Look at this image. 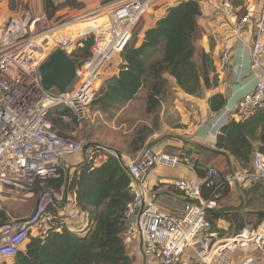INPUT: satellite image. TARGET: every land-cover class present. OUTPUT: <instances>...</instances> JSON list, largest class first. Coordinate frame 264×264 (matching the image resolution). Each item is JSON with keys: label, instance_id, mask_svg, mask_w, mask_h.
I'll return each mask as SVG.
<instances>
[{"label": "built area", "instance_id": "1", "mask_svg": "<svg viewBox=\"0 0 264 264\" xmlns=\"http://www.w3.org/2000/svg\"><path fill=\"white\" fill-rule=\"evenodd\" d=\"M159 1L111 0L60 24H54L44 12L23 10L0 26V215L8 199L36 200L29 216L0 223V259H13L30 237L44 238L63 229L84 236L92 226L89 214L81 210L70 189V181L79 166L90 171L99 168L107 149L62 137L49 118L55 108L67 109L77 123L87 118L103 86V72L122 55L142 18ZM216 12L236 35L248 33L251 37L250 69L256 84L237 103L235 117L243 120L264 109V0H244L240 7L221 0ZM89 39L93 43L83 58L76 52L77 45ZM56 50L76 65L65 93L45 90L41 84L39 69ZM231 51L224 42L220 68L229 66ZM74 156H80V162L69 166L65 160ZM187 163L176 154L147 147L128 165L133 198L127 205L126 240L134 241L137 236L140 243L142 239L146 262L153 264H264V217L255 227H244L230 237L222 238L215 231L209 214L218 207L223 187L216 184L215 168L204 173L205 187L211 190L209 198L203 197L196 179L180 178L173 182L182 198L178 211L159 206L160 196L146 186L149 172L155 167ZM251 169L227 177L225 182L246 186L264 181L262 153L254 152ZM61 177L59 188L47 187L49 181Z\"/></svg>", "mask_w": 264, "mask_h": 264}, {"label": "trees", "instance_id": "2", "mask_svg": "<svg viewBox=\"0 0 264 264\" xmlns=\"http://www.w3.org/2000/svg\"><path fill=\"white\" fill-rule=\"evenodd\" d=\"M42 4L49 19L63 8L83 7L73 0H66L62 4L42 0ZM200 15L199 5L194 0L182 1L169 8L163 18L145 31L138 46L133 45L132 41L126 47L121 55L118 75L103 83L93 104L107 113L117 105L130 102L144 89L147 91L146 113H157L162 98L170 89L169 78L185 94L200 96L203 87H210L208 74L212 64L205 53L200 55V63L194 60L195 40L199 36L197 19ZM92 43V39L78 43L80 52L76 51L77 54L86 58ZM224 105V100L218 96L210 101L211 111H219ZM66 114H70L67 109L58 112V118H53L51 122L62 137L61 116ZM261 118L254 115L225 125L217 136L216 150L213 151L226 153L246 169L255 152L253 141L261 143L258 152L264 155V118ZM156 119L157 116L154 117ZM146 132L145 128L136 132V145L143 144ZM199 176L204 177L202 173ZM130 180L128 169L117 156H108L99 168L92 171L87 166H79L71 176L70 189L76 193L81 210L89 214L92 226L88 232L78 236L63 229L61 233H48L44 238L30 237L24 251L18 252L10 264H133L123 239L127 205L133 198L129 189ZM62 182V177L51 180L47 187L59 188ZM201 188L203 197L209 198L211 190L205 187L204 181ZM236 215L234 212L231 214ZM226 216V212H218L211 220L213 222ZM263 217L264 214H261L259 222ZM241 229L237 227L234 234ZM0 264L9 263L1 259Z\"/></svg>", "mask_w": 264, "mask_h": 264}, {"label": "crops", "instance_id": "3", "mask_svg": "<svg viewBox=\"0 0 264 264\" xmlns=\"http://www.w3.org/2000/svg\"><path fill=\"white\" fill-rule=\"evenodd\" d=\"M22 1L25 4H31L33 1H36L38 4H33L34 10L38 12L40 8L41 12H43L42 0ZM53 1L55 4H62L66 0ZM73 1L77 4H82L81 12L84 13L111 0ZM182 1L186 0H160L157 2L156 6L152 9V16H149L147 19L146 17L143 18L145 31L152 28L159 19L163 18L169 8L176 6ZM220 1L206 0V2L198 4L201 15L197 19L199 36L196 39L194 60L196 63H200V55L202 53L207 54L211 59V70H209L208 74L210 87H203L200 96H191L177 88L175 81L169 78L170 90L173 92L171 104L165 105L167 99L165 96L162 98L158 112L147 114V91L141 89L133 100L124 105L114 107L118 114L124 113L129 106L137 107L135 119L130 118V127L127 128V125L124 127L125 125L123 123L121 125H114L113 119L111 121H104L106 128L113 129L115 132L124 131V134L125 132L130 133L129 140L124 143L109 137H106V141L102 138V146L107 149V152L104 153V162L108 156H117L127 168L128 165L142 156L144 149L149 147V145L158 152L164 151L176 154L180 158L188 160L187 164H180L175 168L155 167L149 172L146 178L147 188L156 191L161 198L159 206L171 212L178 211L179 206L182 204L181 195L173 186L175 180L180 178L196 179L201 185L204 177L201 178L199 176L200 173L204 176L208 168H215L219 174V172H224L228 163L241 171L245 170L226 153H215L213 151L216 150L217 136L220 135L222 128L231 121H240L235 117L237 103L244 94L251 92L256 84V77L250 69L251 37L248 33L236 35L228 25L225 26V24H222L224 20L216 12L217 4ZM229 1L233 6L240 7L244 0ZM63 9L69 10L67 7ZM139 29L140 25L137 32L138 39L141 35ZM224 42H228L232 51L229 66L222 69L218 66V60L219 52ZM121 64L122 58L120 56L103 72L101 82L105 83L112 77H116ZM217 96L224 100L225 105L219 111H211L210 101L213 97ZM61 111L63 109H60L59 112ZM254 115L262 117L261 119H263L264 109L257 110L248 117ZM63 116H61L62 119ZM155 116H157L156 120H154ZM142 128H145L149 133L146 132L143 144L136 145V132ZM60 130L64 134L63 137L66 138L73 133L72 129L62 127ZM166 141H168V145H164ZM260 146L261 143L259 141H253L255 152L258 151ZM65 162L69 166H74L80 162V156L68 158ZM221 182L222 180L217 178L216 184ZM227 186L229 188L227 195L229 197L234 196L235 189L233 183ZM205 194L207 195V193ZM221 207L219 205L217 208L220 209ZM218 212H226L227 216L215 220L217 224L225 222V226L231 227L232 229L251 226L248 224V220L238 210H219L217 212L214 210L211 216ZM233 212L237 214L238 220L229 218V215ZM128 242L132 246L135 241L131 240ZM136 247L138 252H140L139 242H136ZM24 249L25 247L22 251Z\"/></svg>", "mask_w": 264, "mask_h": 264}, {"label": "rangeland", "instance_id": "4", "mask_svg": "<svg viewBox=\"0 0 264 264\" xmlns=\"http://www.w3.org/2000/svg\"><path fill=\"white\" fill-rule=\"evenodd\" d=\"M29 4L30 3H26V4L23 3L22 0H0V26L5 24L10 19V17H13L17 13H19V11L30 10L34 14H39V12H41L40 8L38 12L34 10V5L38 4L36 1H33L30 5ZM68 9L69 10L66 9L60 10L54 15L53 18H51L54 24H60L65 21H69L72 18L82 14L81 9H77V8L74 9L68 8ZM149 16H152L151 9L147 12V15L145 16L146 19ZM144 24L145 23L142 18L139 29V32L141 31V35L139 39L136 38L135 36L132 42V44L135 46H138L142 42V38L145 33ZM196 41L197 40H195V45H196ZM76 51H78V49ZM165 96L167 97L165 101V105L171 104L173 98V92L169 89V91ZM60 109L62 110L63 108H55L52 111L51 113L52 116H50L51 122L53 121V118L54 119L58 118L57 115ZM63 111L66 110L63 109ZM129 115L132 117H130ZM136 115H137V107L135 106L134 107L129 106L128 108H126L124 113L118 114L117 110H115L114 108L109 109L107 113H104L99 110L97 105L92 103L87 113V118H85L82 122L77 123L70 118L69 114H66L64 115V117L69 120L64 121V119H62L63 120L62 127L66 129H72L73 133L67 137L76 141H84L86 143L102 145L103 139L106 141V137H109V138H113L114 140L117 139L118 142L124 143L127 140H129L130 133L125 132L124 134V131L115 132L113 129L106 128L104 121H111L113 119L114 125H121L123 123L125 125L124 127H126L127 125L128 128L131 126L130 118L135 119ZM149 147H151V145H149ZM245 170H247V172L249 173L252 172L251 163H249V165ZM240 172L241 170L237 169L236 167H233L230 163L226 165V169L224 170V172L221 173L219 172L217 178H220L222 182L218 184H222L223 187L219 197L217 198V205L218 206L221 205L222 207L220 209L216 208L214 210L215 212L219 210H238L248 220V224L251 225L250 227H255L259 223L261 214H264V181H256V182L253 181L246 186H243L238 182H233L235 194L234 196L229 197L227 195L229 188L225 180L227 177L233 176L234 174ZM35 204H36L35 199L26 202H20V201L8 199L3 203L2 206L3 211L0 215V223L29 216L34 209ZM211 215L212 212L209 214L210 220L212 218ZM229 218L235 220L238 217L237 215L231 216L230 214ZM212 224L215 231H217L222 238L230 237L235 233L236 228L232 229L231 227H226L225 222L217 224L215 221H213ZM126 233L127 232L125 230V232L123 233V239L128 256L133 260V264H142L143 261L142 256L140 252H138L136 247V242L138 241V237L136 236V238L134 239L135 242L131 246L130 243L126 240L127 239ZM7 262L9 264L12 263V259L7 260ZM146 264H153V263L147 261Z\"/></svg>", "mask_w": 264, "mask_h": 264}, {"label": "water", "instance_id": "5", "mask_svg": "<svg viewBox=\"0 0 264 264\" xmlns=\"http://www.w3.org/2000/svg\"><path fill=\"white\" fill-rule=\"evenodd\" d=\"M75 63L64 52L56 50L51 54L50 61L39 69L41 84L45 90L55 88L59 93H65L75 77ZM143 240H140L139 249L142 254V264L146 259L142 252Z\"/></svg>", "mask_w": 264, "mask_h": 264}]
</instances>
